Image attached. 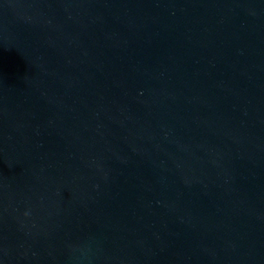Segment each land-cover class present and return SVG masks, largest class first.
I'll return each instance as SVG.
<instances>
[{
	"label": "water",
	"instance_id": "obj_1",
	"mask_svg": "<svg viewBox=\"0 0 264 264\" xmlns=\"http://www.w3.org/2000/svg\"><path fill=\"white\" fill-rule=\"evenodd\" d=\"M0 264H264V0H0Z\"/></svg>",
	"mask_w": 264,
	"mask_h": 264
}]
</instances>
